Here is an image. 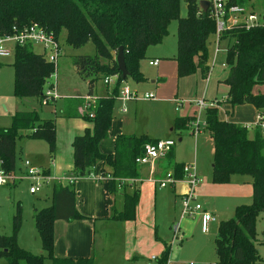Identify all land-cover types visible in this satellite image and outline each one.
I'll return each instance as SVG.
<instances>
[{
  "label": "trees",
  "instance_id": "16d2710c",
  "mask_svg": "<svg viewBox=\"0 0 264 264\" xmlns=\"http://www.w3.org/2000/svg\"><path fill=\"white\" fill-rule=\"evenodd\" d=\"M187 6V15L181 16V3ZM201 0H0V35L12 34L13 28H23L38 23L47 32L65 43L79 48L93 42L96 54L79 55L75 58L78 73L88 81V94H93L95 83L106 76L115 77L112 93L98 97L89 113L78 114L80 100L70 101L63 114L68 117L82 116L92 124L75 136L73 147V170L76 177L88 176L98 162L103 176L109 175L108 190L111 195L122 186L123 206L112 207L110 218L122 221L136 219L139 189L127 192L126 185L135 186L140 177V164L136 158L143 154L147 143L153 142L147 134L124 135L115 138L114 152L104 154L99 145L109 135L113 121V104L119 86L124 79L118 70L116 56L123 46L129 76L137 81L145 80L139 70V60L149 46L158 44L168 34L172 20L178 21L177 54L175 56L178 77L199 72L204 79L209 75V45L215 36L216 23L209 8L204 11ZM247 0H229L230 4L246 7ZM229 39L226 49L228 73L223 83L229 90L225 103L232 109L238 105L251 104L258 113L264 114V22L251 28L237 27L222 34ZM14 95L19 99L34 98L42 105L45 90L56 67L45 53L34 50L32 43L16 44ZM128 77V76H127ZM55 99L48 105L53 104ZM42 107V106H41ZM218 106L207 107L205 129L214 139L215 152L213 177L216 182H228L232 174L251 177L252 200L237 205L233 218L221 221L214 240L216 264H264L256 248V221L264 212V128L223 120ZM191 117L178 116L173 129H189ZM250 129L253 135L250 136ZM26 131L30 139L48 144L50 159L57 150V130L53 118L42 117L39 109L17 110L9 127H0V167L6 172L16 170V140ZM172 150V149H171ZM169 151V153L171 152ZM169 153L166 155L168 156ZM171 157V155L169 156ZM176 177H183V163H171ZM46 175L49 169L43 168ZM125 180L133 181L129 184ZM16 184V183H15ZM14 185V184H11ZM52 203L35 209L34 220L41 244L46 254H36L21 247L16 233L0 236V257L8 264H43L45 259L67 264H95L88 258L63 259L54 256L55 222L73 221L84 216L76 206V191L62 181L52 185ZM21 206L15 215V227L19 225ZM170 246H166L159 264L169 259Z\"/></svg>",
  "mask_w": 264,
  "mask_h": 264
},
{
  "label": "rangeland",
  "instance_id": "374dc122",
  "mask_svg": "<svg viewBox=\"0 0 264 264\" xmlns=\"http://www.w3.org/2000/svg\"><path fill=\"white\" fill-rule=\"evenodd\" d=\"M247 1L246 7L249 10L264 16V0ZM180 13L182 17L187 15L184 1L181 3ZM177 27L178 21L172 20L168 34L158 44L149 46L145 56L139 60V70L145 80L137 81L132 76H128L120 84V87H127L141 96L152 93L155 98L153 100L130 98L125 101L121 95H118L113 104V118L122 121L124 134L147 132L148 135L156 138H162L165 134L173 137L175 160L179 163L193 164L199 178L197 185H206L203 197L198 189L196 190L195 202H200L203 206L208 205V211H213L216 221L210 223L208 232H203L199 216L181 214L180 201L176 193L183 183L178 179L175 190L171 189L170 184L167 187H160L159 181L155 183L149 180L148 170L145 169L142 172V199L136 219L121 220L117 223L109 221L104 226L98 223L96 237L99 251L95 264H158L159 259L155 260L152 257L159 258L165 245L170 246L169 264H216L214 240L220 222L234 217L237 203L240 202L241 205L251 202L252 188L249 175L232 174L228 182L214 181L215 143L204 126L207 108H199L194 102L196 98H203L208 107L214 101H217L216 104L219 106L223 103L218 110L219 117L223 120L247 125H252L256 121L257 115L253 105H238L232 109L224 102L228 86L221 81L228 72L225 61L228 40L213 37L209 45L211 70L206 78L203 79L199 72L178 77L176 63L173 60L174 55L177 54ZM60 44L61 55L57 61L56 71L50 79V83H54L51 88L56 95L54 106L42 104L41 107L34 98H17L14 95L15 50L12 49L7 57H0V127H9L12 116L17 110L36 108L39 109L42 117L54 119L58 127L60 145L64 141L69 143L75 129L78 130L82 125L83 132L91 128L87 127L89 122L85 118H67L61 115V110L68 98L69 101H84L79 97L88 95V81L78 73L74 61L79 55H95V45L90 41L79 48L69 46L65 43V32L62 33ZM8 45L13 48L15 46L14 43ZM33 48L38 53H45L42 45L33 44ZM154 57L160 58L159 66L150 64V59ZM115 85V79L108 84L109 88ZM106 86L103 79L95 83L97 91ZM261 90H264V87ZM185 115L199 116L201 122L199 130L192 132L191 128V130L171 131L175 118ZM113 126L114 124L111 128ZM22 134L16 140L15 172L24 176L25 158L30 159L36 166L49 163L51 160L48 144L45 141L28 138L26 131H22ZM249 135H253L252 129ZM108 146L109 143L105 147ZM170 174L175 177L173 172ZM68 176L76 178L71 173ZM154 176L156 178L158 175ZM168 176L169 174H166L159 179H166ZM124 182L129 184L131 181ZM15 183L0 186V236L16 233L21 247L41 254L43 247L41 248V240L35 227L34 213L35 209L51 205L53 178L50 175L44 177L42 187L35 193L29 190L31 186L29 179L22 177ZM238 190L240 196H236ZM18 205L21 206V217L16 228L15 215ZM60 222L67 223L64 220ZM175 226L178 228V234L174 231ZM256 232V248L264 259V212L257 217ZM5 262L6 259L0 257V264Z\"/></svg>",
  "mask_w": 264,
  "mask_h": 264
},
{
  "label": "built area",
  "instance_id": "2783aa9c",
  "mask_svg": "<svg viewBox=\"0 0 264 264\" xmlns=\"http://www.w3.org/2000/svg\"><path fill=\"white\" fill-rule=\"evenodd\" d=\"M229 0H209V11L211 17L215 20L216 23V32L215 36L217 39H221L222 34L226 31H229L233 28L244 27L251 28L252 26L263 24L262 16L255 14L253 11L249 10L247 7L230 4ZM13 33L5 36L0 35V57H7L11 54L13 47H10L9 43L16 44H39L42 45L47 58L52 61L57 68V61L61 55V44L60 41L55 38V35L52 32H47L42 26L38 23H33L29 26L23 28L14 27ZM160 62L159 59L150 60L151 65H158ZM115 77L106 76L104 78L105 84H110ZM52 86L54 83H50L45 90V98L42 100L43 105H48L50 101L56 99V95L53 93ZM121 98L124 100L135 98L143 100H152L155 98V95L152 93H146L141 96L137 92H132L127 87L122 88L120 91ZM84 99L83 105L80 106V113H89L90 116H93L92 112H88L89 108L96 102L97 97L94 95H87L82 97ZM195 104L199 108L208 107L205 99H196L194 100ZM218 106L219 104L213 103L209 107ZM199 116H195L190 123V129L192 132L199 130L200 125ZM205 126V123H204ZM250 127L260 126L264 128V114L258 113L256 121L249 125ZM175 145V140L173 138L158 139L154 142H149L144 147V152L142 155L136 158V162L140 165L148 164L151 166L149 180L154 181L155 183L159 181L160 187H167L169 184H175L178 180L177 177H173L172 174L166 179H156L154 178V165L155 162L159 159L165 158L169 151ZM23 168L25 169L24 176L17 175L16 172H6L2 167H0V186L15 184L22 177L30 180V192L35 193L42 187V181L44 177H47L42 168L34 165L31 160L25 159L23 161ZM183 177L182 180H185L188 189L182 194L181 197V214L182 216H199L201 222V229L203 232H208L209 225L212 222L216 221L215 215L204 208L200 202H195L196 200V187L199 182V178L196 174L195 167L193 164H184L182 167ZM89 177L94 179H107L109 177L103 176V174L96 175L94 172H90ZM77 177H68V182L72 185L76 181ZM129 181V180H128ZM133 182V181H131ZM178 228L174 227L176 234ZM153 259H158L156 256L152 257ZM165 264H169V259Z\"/></svg>",
  "mask_w": 264,
  "mask_h": 264
},
{
  "label": "crops",
  "instance_id": "0c3cea01",
  "mask_svg": "<svg viewBox=\"0 0 264 264\" xmlns=\"http://www.w3.org/2000/svg\"><path fill=\"white\" fill-rule=\"evenodd\" d=\"M227 40H228V42L230 41L229 39H227ZM175 56L176 55H174V57H173L174 61H175ZM154 59L160 60V58H156V57H154L153 59H150V60H154ZM160 62H161V60H160ZM160 62L156 66H159ZM175 63H176V61H175ZM176 73H177V70H176ZM114 87L109 88V86L107 84V86L105 88H102L98 91L94 87L93 94H89V95H94L97 98L107 96V95H110L112 93ZM122 88H124V87L119 86L118 95L120 94V91ZM261 89H262V87H261ZM228 90H229V87L227 89L226 97L228 94ZM226 97H225V99H226ZM79 98H82V97H79ZM68 99H70V98H68ZM68 99L66 100L65 105H64L63 109L61 110V115H63V116H65L63 114L64 110L70 104L69 103L70 101ZM216 102L217 101H214L213 103H216ZM82 103H83V101H81L79 103V106L76 107V111L78 112V114H81L79 108L82 105ZM52 105L53 106L55 105V101L53 102V104H51V106ZM255 111H256V115H257L258 112H257L256 108H255ZM65 117L69 118L68 116H65ZM78 117H82V116H78ZM181 117H191L193 120L195 116L194 115L193 116L185 115V116H181ZM176 118H175V120H176ZM175 120H174V122H175ZM225 120H227V119H225ZM112 124H114V126H113V128L110 129L107 139L102 140L100 142V145H99L100 151L104 154L113 153L114 148H115V138L120 134H124L122 132L125 129H124L122 121L120 119H115V117H114ZM173 125H174V123H173ZM173 125H171V131L174 132L175 130L173 129ZM87 127H92V124L89 122V126H87ZM82 129H84L83 125L78 130L75 129V133H74V135H73V137L69 143L64 141L60 145L59 135H58V127L56 126V130H57V150H56V153L54 154L53 159H50L51 161L49 163L48 162L46 164L41 163L40 166H38V167H40L42 169L43 168L49 169V171H50L49 175L52 176L53 182L54 181H62L65 185L73 186L75 188L76 206H77L78 211L84 216V218H82V219H76V220H73L70 222L64 220L65 222H67L64 224L62 222H60L63 220H57L55 222V227H54L55 228V242H54V252H53L54 256L56 258H60L61 260H63V259H76V258H88V257L93 256V258L95 259V263H96L97 262V256H98L97 254L99 251L98 247H97V237H96L97 236L96 235L97 225H98V223H101V225L104 226L106 223H109V221L110 222L114 221L116 223H117V221H121V220L111 219L110 216L112 213V207L113 206L117 209H120V210L123 206V198H122V192H121L122 186L118 187L117 193L115 195H111L109 193V190H108V182L105 179L97 180V179H94L92 177L86 176L83 178H77L76 181L72 185L69 184L67 176L72 172L73 163H74L73 162L72 140H74L76 135L83 133ZM175 132H177V131H175ZM140 134H147L148 135L147 132H140V133H136V134H124V135H140ZM148 136L151 139H154V141H156L158 139L173 138V137L169 136L168 134H165L162 138L151 137L150 135H148ZM66 138H67V136H66ZM108 139H110V140L107 142ZM179 140H181V138ZM37 141H40V140H37ZM107 143H109L110 146L105 147ZM48 154H49V149H48ZM170 155H171V157H169ZM49 157H50V154H49ZM25 159H27V158H25ZM171 163H175V164L179 163L175 160L173 148H172V150L168 156H166L165 158L159 159L155 162L154 175L155 174L158 175L156 177V179L159 180V178H162L163 176H165L166 174H170L171 172H173L175 177H176V173H175L174 168L172 167ZM183 164H185V163H183ZM102 167H103V163L98 162L96 164V166L93 168L92 172H94L96 175H99V174H101L100 170L102 169ZM145 169L148 170V173L150 176L151 166L148 164H144V165H140V177L139 178H142V172ZM62 178H64V179H62ZM66 178H67V181H66ZM178 179L181 181V183H183V186L181 187V189L179 191H177V193H176V195L180 201V206H181V197H182V194H184L187 191V189H186L187 183L185 180H182L181 178H178ZM64 181H66V182H64ZM176 183L171 184V189L175 190L177 188ZM141 184H142L141 181H139L135 186L126 185L127 192H132L133 188L139 189V201H138V205H137V210L139 208V204L141 203V199H142ZM197 187H196V190L198 189V192L203 197L206 185L200 184L199 186L197 185ZM251 188H252V185H251ZM240 194L241 193L239 191L236 193V196H240ZM251 200H252V194H251ZM239 204H240V202L237 203L236 206ZM42 207H44V206H42ZM204 208L209 210L208 205H206V204H204ZM210 212L213 213V211H210ZM136 215H137V212H136ZM166 246L167 245H165L164 248L162 249L161 255H162ZM41 248H42V246H41ZM41 252H42L41 254H46V252L43 248H42ZM5 264H8V262L6 261ZM43 264H67V263L60 262V261L56 262L52 258H47V259H45Z\"/></svg>",
  "mask_w": 264,
  "mask_h": 264
},
{
  "label": "water",
  "instance_id": "95a60500",
  "mask_svg": "<svg viewBox=\"0 0 264 264\" xmlns=\"http://www.w3.org/2000/svg\"><path fill=\"white\" fill-rule=\"evenodd\" d=\"M200 5L204 11H207L209 8L210 2L209 0H201ZM262 20L264 21V16L262 17ZM116 60L118 64V70L122 73L123 78H126L127 76H129V71L127 69L123 46L119 47Z\"/></svg>",
  "mask_w": 264,
  "mask_h": 264
}]
</instances>
